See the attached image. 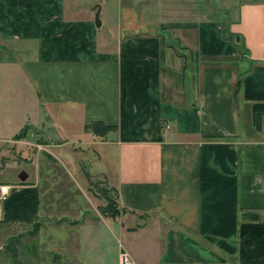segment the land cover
<instances>
[{
  "label": "crops",
  "instance_id": "obj_1",
  "mask_svg": "<svg viewBox=\"0 0 264 264\" xmlns=\"http://www.w3.org/2000/svg\"><path fill=\"white\" fill-rule=\"evenodd\" d=\"M2 144L36 153L0 224L39 219L46 158L118 190L79 242L120 223L132 264H264V0H0Z\"/></svg>",
  "mask_w": 264,
  "mask_h": 264
},
{
  "label": "rangeland",
  "instance_id": "obj_2",
  "mask_svg": "<svg viewBox=\"0 0 264 264\" xmlns=\"http://www.w3.org/2000/svg\"><path fill=\"white\" fill-rule=\"evenodd\" d=\"M33 142L36 143L35 140ZM35 153L36 150L29 145L19 150L13 144L0 145L1 180L8 185L20 182L17 175L22 171H33ZM54 153L56 157H61L59 151L55 150ZM41 166L44 170L39 182L42 193L41 215L32 225L0 224V264H120L121 252L141 259L145 256L151 258L150 253L141 251L142 245L136 240L137 235L119 231L120 223L113 225V232L106 226L98 231L91 226L85 227L80 234V249L78 231L81 221L93 220L90 211L96 201L103 200L94 197L89 191V183L87 192L79 190L63 167L49 163L46 158L41 161ZM103 180L98 176L93 181ZM76 208L83 210L82 216L73 213ZM37 223L40 226L39 234L32 237L30 232ZM12 238H19L20 241L13 244L17 250L16 257L12 249H8ZM55 256H60V259L55 260Z\"/></svg>",
  "mask_w": 264,
  "mask_h": 264
},
{
  "label": "trees",
  "instance_id": "obj_3",
  "mask_svg": "<svg viewBox=\"0 0 264 264\" xmlns=\"http://www.w3.org/2000/svg\"><path fill=\"white\" fill-rule=\"evenodd\" d=\"M169 27L171 28L184 27L185 28V27H191V26L173 24V25H169ZM115 130H116L115 127L107 126L104 123H100V122L89 124L86 127L87 132H91L93 135L98 136V137H105L109 132H112ZM22 137H24V134L19 136L18 138L22 139ZM81 169L84 173L85 178L87 179L89 183V187H90L89 191L94 195V197L99 198L106 202L104 206H101L99 208L100 213L104 217L111 218V219H116L120 217L121 210L119 209V206H118V196H119L118 190L109 184L107 178H103L104 179L103 181L94 182L93 180L95 177L90 174L86 165L81 164ZM39 231H40V226L37 223L35 225V229L32 232H30V236L32 237L37 236L39 234ZM16 242H20L19 238H12L9 240V245H8V249H12L15 257L17 256V250L14 249L13 244H16ZM58 259H60V256H55V260H58Z\"/></svg>",
  "mask_w": 264,
  "mask_h": 264
},
{
  "label": "built area",
  "instance_id": "obj_4",
  "mask_svg": "<svg viewBox=\"0 0 264 264\" xmlns=\"http://www.w3.org/2000/svg\"><path fill=\"white\" fill-rule=\"evenodd\" d=\"M10 192V186L9 185H3L0 187V202L4 201ZM120 264H132L131 259L129 255L126 252L120 253Z\"/></svg>",
  "mask_w": 264,
  "mask_h": 264
},
{
  "label": "water",
  "instance_id": "obj_5",
  "mask_svg": "<svg viewBox=\"0 0 264 264\" xmlns=\"http://www.w3.org/2000/svg\"><path fill=\"white\" fill-rule=\"evenodd\" d=\"M28 174L25 172V171H22L20 174H19V180L21 182H26L27 179H28Z\"/></svg>",
  "mask_w": 264,
  "mask_h": 264
}]
</instances>
